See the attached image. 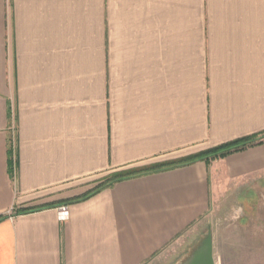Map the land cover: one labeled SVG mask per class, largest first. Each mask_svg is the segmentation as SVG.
Masks as SVG:
<instances>
[{
	"label": "crops",
	"instance_id": "1",
	"mask_svg": "<svg viewBox=\"0 0 264 264\" xmlns=\"http://www.w3.org/2000/svg\"><path fill=\"white\" fill-rule=\"evenodd\" d=\"M252 134L74 199L100 174ZM263 176L264 0H0V264H183L198 241L161 252L218 187Z\"/></svg>",
	"mask_w": 264,
	"mask_h": 264
},
{
	"label": "rangeland",
	"instance_id": "2",
	"mask_svg": "<svg viewBox=\"0 0 264 264\" xmlns=\"http://www.w3.org/2000/svg\"><path fill=\"white\" fill-rule=\"evenodd\" d=\"M197 152L200 151L193 154ZM175 159L100 174L91 178L84 190H92L113 173ZM212 197L209 211L191 228L186 243L175 249L178 243L174 242L161 255L174 256V252H182L189 240L201 243L210 236L214 264H264V176L250 179L248 183L219 186L217 195Z\"/></svg>",
	"mask_w": 264,
	"mask_h": 264
},
{
	"label": "trees",
	"instance_id": "3",
	"mask_svg": "<svg viewBox=\"0 0 264 264\" xmlns=\"http://www.w3.org/2000/svg\"><path fill=\"white\" fill-rule=\"evenodd\" d=\"M260 137L261 136L259 134H252L249 136L240 137V138H237V139L225 142V143L218 144L206 150H203V151H200L195 154H191L186 157L179 158V159L157 163V164L147 166V167H142L139 169L113 173L106 180H104L103 183H101L97 187L84 193L81 196L75 197L74 199L76 200V199L86 198L92 193L99 191L105 187H109L112 184L118 181H121V180L129 179V178H133V177H137L141 175H146L150 173L165 171V170H169V169L176 168V167L186 166V165L192 164L197 161H204L206 164H208L210 163V161L214 159L223 158L232 153L240 152L249 147H253V146L261 144L262 140H260ZM74 199L64 201L63 203H67ZM28 210L29 209H24L22 210V212H26Z\"/></svg>",
	"mask_w": 264,
	"mask_h": 264
},
{
	"label": "water",
	"instance_id": "4",
	"mask_svg": "<svg viewBox=\"0 0 264 264\" xmlns=\"http://www.w3.org/2000/svg\"><path fill=\"white\" fill-rule=\"evenodd\" d=\"M183 264H214L211 237L207 236L192 251Z\"/></svg>",
	"mask_w": 264,
	"mask_h": 264
},
{
	"label": "built area",
	"instance_id": "5",
	"mask_svg": "<svg viewBox=\"0 0 264 264\" xmlns=\"http://www.w3.org/2000/svg\"><path fill=\"white\" fill-rule=\"evenodd\" d=\"M56 214L59 220L65 221L69 218V205L68 204H59L55 207Z\"/></svg>",
	"mask_w": 264,
	"mask_h": 264
}]
</instances>
